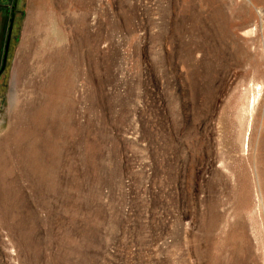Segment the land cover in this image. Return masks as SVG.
I'll use <instances>...</instances> for the list:
<instances>
[{
    "label": "rangeland",
    "instance_id": "1",
    "mask_svg": "<svg viewBox=\"0 0 264 264\" xmlns=\"http://www.w3.org/2000/svg\"><path fill=\"white\" fill-rule=\"evenodd\" d=\"M6 9L0 264H264V0Z\"/></svg>",
    "mask_w": 264,
    "mask_h": 264
},
{
    "label": "crops",
    "instance_id": "2",
    "mask_svg": "<svg viewBox=\"0 0 264 264\" xmlns=\"http://www.w3.org/2000/svg\"><path fill=\"white\" fill-rule=\"evenodd\" d=\"M7 2H8V0H0V43L2 40L4 41L5 34H6L7 19H10V16H11L10 9L8 12L6 9V3ZM14 18H15V16H14Z\"/></svg>",
    "mask_w": 264,
    "mask_h": 264
},
{
    "label": "water",
    "instance_id": "3",
    "mask_svg": "<svg viewBox=\"0 0 264 264\" xmlns=\"http://www.w3.org/2000/svg\"><path fill=\"white\" fill-rule=\"evenodd\" d=\"M15 0H13L14 2ZM13 7H15L13 5ZM12 16H10V20L7 26V30H6V34H5V40H4V46H3V51H2V58H1V65H0V73L3 71V67L5 64V59L7 56V52H8V43H9V39H10V35H11V26H12Z\"/></svg>",
    "mask_w": 264,
    "mask_h": 264
}]
</instances>
